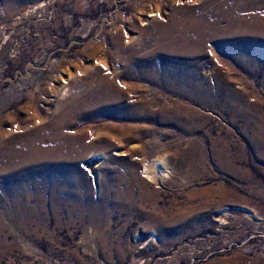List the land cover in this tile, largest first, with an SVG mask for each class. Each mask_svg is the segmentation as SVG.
Masks as SVG:
<instances>
[{
    "label": "rangeland",
    "instance_id": "rangeland-1",
    "mask_svg": "<svg viewBox=\"0 0 264 264\" xmlns=\"http://www.w3.org/2000/svg\"><path fill=\"white\" fill-rule=\"evenodd\" d=\"M0 264H264V0H0Z\"/></svg>",
    "mask_w": 264,
    "mask_h": 264
},
{
    "label": "bare ground",
    "instance_id": "bare-ground-1",
    "mask_svg": "<svg viewBox=\"0 0 264 264\" xmlns=\"http://www.w3.org/2000/svg\"><path fill=\"white\" fill-rule=\"evenodd\" d=\"M181 37V36H180ZM179 39V38H178ZM156 165H157V163H156Z\"/></svg>",
    "mask_w": 264,
    "mask_h": 264
}]
</instances>
